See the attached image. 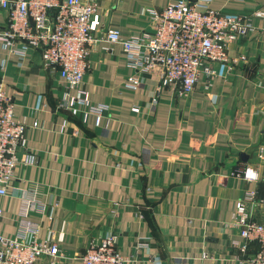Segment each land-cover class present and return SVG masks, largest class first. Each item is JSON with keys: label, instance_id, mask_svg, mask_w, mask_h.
I'll return each instance as SVG.
<instances>
[{"label": "crops", "instance_id": "obj_1", "mask_svg": "<svg viewBox=\"0 0 264 264\" xmlns=\"http://www.w3.org/2000/svg\"><path fill=\"white\" fill-rule=\"evenodd\" d=\"M174 1L97 0L81 87L91 104L106 106L98 116L78 104L58 106L63 81L39 53L25 49L20 57L0 44V84L13 118L37 125L26 130L0 198L1 235L16 233L22 196L33 192L27 218L39 238L51 230L55 264H79L87 246L108 235L127 264H246L258 250L255 242L242 255L230 248L238 239L230 214L245 191L264 202V17L252 18V31L229 46V61L214 64V74L200 76L184 96L158 88L155 70L127 68L120 46L104 40L109 29L123 37L150 32L147 11ZM209 6L229 16L264 12V0ZM6 23L0 9V29ZM129 75L138 79L135 89L125 87ZM25 152L34 164L23 163ZM245 166L257 168V182L229 176ZM253 218L264 220V206L253 207Z\"/></svg>", "mask_w": 264, "mask_h": 264}, {"label": "built area", "instance_id": "obj_2", "mask_svg": "<svg viewBox=\"0 0 264 264\" xmlns=\"http://www.w3.org/2000/svg\"><path fill=\"white\" fill-rule=\"evenodd\" d=\"M209 5L210 0H176L160 10L147 11L150 32L138 31L123 37L117 30L109 29L104 40L120 46L127 68L135 73L155 70L158 88H173L188 96L200 76L214 74V64L229 61V46L252 31L251 19L264 17L262 11L246 16L223 15ZM97 7V0H0V9L7 12V23L0 29V44L20 57L25 55V49L39 53L42 65L56 68L63 81L58 106L78 104L85 108L84 115L98 116L106 106L91 104L81 87L88 46L93 41L91 32L97 26L94 18ZM242 59L238 56L230 63ZM137 86L135 75L127 76L125 87L135 89ZM130 111L137 113L138 108ZM36 126V122L28 127L15 121L13 100L0 84V198L7 194L17 155L25 151V132ZM258 158L261 160L262 156ZM22 161L32 165L35 158L25 152ZM229 176L249 183L259 180L257 168L249 166L230 172ZM256 205L264 206V202L256 199L255 191H245L230 214L238 235L230 248L242 255L248 243L258 245V250L245 260L246 264H264V220H254ZM32 206L33 192L22 196L16 233L11 237L0 234V264H55L58 248L51 230L39 238L38 224L27 218ZM44 209L45 206L40 205V210ZM141 247L142 244L137 245ZM78 260L79 264L130 263L129 259L119 256L113 235L91 242ZM242 262L239 259V263Z\"/></svg>", "mask_w": 264, "mask_h": 264}, {"label": "water", "instance_id": "obj_3", "mask_svg": "<svg viewBox=\"0 0 264 264\" xmlns=\"http://www.w3.org/2000/svg\"><path fill=\"white\" fill-rule=\"evenodd\" d=\"M239 158H240V160H241L242 162H244V161H246L247 156H245V154L241 153V154H239Z\"/></svg>", "mask_w": 264, "mask_h": 264}]
</instances>
